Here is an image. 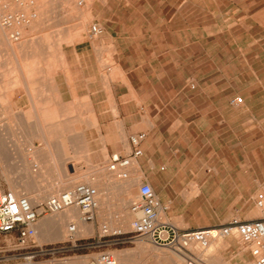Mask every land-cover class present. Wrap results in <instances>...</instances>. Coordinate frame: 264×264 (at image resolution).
Returning a JSON list of instances; mask_svg holds the SVG:
<instances>
[{"label": "rangeland", "instance_id": "374dc122", "mask_svg": "<svg viewBox=\"0 0 264 264\" xmlns=\"http://www.w3.org/2000/svg\"><path fill=\"white\" fill-rule=\"evenodd\" d=\"M31 1L29 4L26 0L22 7L15 3L11 8L25 12L32 8L37 13L23 25L24 29L20 28L25 36L20 41L11 42L13 48L7 47L4 37V33L8 35L11 30L0 28V131L4 139L31 138L37 152L35 156L34 151L12 150L13 159L7 170L3 172L0 167V188L13 190L16 183L29 180L33 183V194L46 198L45 190L50 184L67 179H78L75 182H79L83 174H87L93 176L97 184L103 183L99 185L102 190L98 189L96 217L99 223L128 229L131 219L128 205L136 199L143 174L151 179L150 169L145 166L141 170L138 164L137 171L129 169L130 176L139 177L135 186L137 193L131 201L124 191L127 180L119 178L111 182V173L103 167L104 164L76 168L72 173L67 170L66 161L60 158L59 162L64 165L59 169L58 153L64 152L67 159H73L72 147L67 141L71 142L81 127H86L87 132H93L92 128L77 121L67 123L73 131H65L62 127L55 130L57 123L44 116H34L33 108L14 107L11 101L16 87H22L20 83L9 81L13 75L12 71L9 72L11 66L14 68L13 53L18 55L31 50L57 56L74 41L84 40L80 44L82 50L94 51L97 57L109 61L108 64L113 56L121 67L122 79L117 72L108 71L113 84V103L122 101L121 97L125 98L128 87H131L132 98L145 120L143 126L133 128L132 132L141 130L147 138L150 122L160 133L164 145L180 149L179 163H182L187 147V182L177 190L187 201L170 204L169 221L182 228L218 225L233 216H258L255 198L264 192V0H222L192 7L182 0ZM93 21L102 27V32L94 38L88 34ZM50 62L45 61V65L55 67ZM28 63L23 59L15 60L23 70ZM28 65L34 68L40 62L35 64L33 61ZM103 70L107 72V68ZM236 95L242 96L243 102L232 106L229 101ZM41 122L47 126L42 130L38 126ZM58 124L62 126V123ZM113 125L118 128L116 121ZM45 152L54 159L50 169L46 167ZM20 153H27L34 159L27 167L36 163L42 171L39 172L40 178L28 177L29 173L35 175L37 171L23 170V163L18 160ZM37 156L41 158L39 162ZM50 215L42 216L40 220L55 217ZM66 225L63 226L65 235ZM50 228V232L34 240L38 244L47 243V247L70 245L65 242L66 236L57 238L51 234ZM77 237H92V233ZM143 239L146 240L135 237L131 239L134 242L38 256L34 264H56L65 260L85 264L103 250L122 255L125 258L123 264H142L138 243ZM90 240L93 239L77 243ZM222 240L229 242L230 247L212 253L215 257L224 256L221 263L246 247L235 239ZM146 241L145 246L152 247ZM5 242L8 240L0 234V244ZM14 242L12 239L11 243ZM195 249L199 254L207 251ZM149 259L146 264H173L168 255L159 258L161 262L154 257Z\"/></svg>", "mask_w": 264, "mask_h": 264}, {"label": "built area", "instance_id": "2783aa9c", "mask_svg": "<svg viewBox=\"0 0 264 264\" xmlns=\"http://www.w3.org/2000/svg\"><path fill=\"white\" fill-rule=\"evenodd\" d=\"M13 1L22 6L26 0H0L2 28L11 29L14 25L27 24L37 16L32 8L28 12L21 9L12 10ZM29 4H32L31 0ZM101 32L100 24L91 23L88 30L90 37L94 38ZM10 36L18 40L20 33L13 28ZM190 85L194 86L192 82ZM242 102L240 95L232 97L229 101L232 106H239ZM144 138L145 132L129 135L130 150L126 154L111 153L103 167L117 178L129 177L131 160L142 155L140 146ZM137 192L138 197L128 205L132 219L127 230L112 228L107 223L101 222L94 236L77 237V223L69 220L65 242H69L70 245L47 247L38 244L33 238L36 233L35 225L40 217L74 208L77 210L79 221L84 223L94 221L99 208L97 188L89 182H75L34 205L26 195L17 194L10 188H0V234L8 240L5 244H0V264H34L38 256L54 255L69 249L97 248L112 243L133 242L132 238L148 236L155 244L167 245L180 254L183 264H214L208 261L207 255L195 252L192 247L205 248L211 240L217 238L235 239L246 246L245 249L243 248V258L239 256L237 250L233 257L219 264H264V192H260L255 198V206L259 210L258 216L252 218L233 216L218 225L187 229H180L169 221L165 215L167 205L160 201L148 181L142 180ZM111 237L113 239H109ZM91 238L92 241L77 243ZM12 239L14 243H11ZM18 250L20 252L16 253ZM85 264H115V259L111 252L103 250Z\"/></svg>", "mask_w": 264, "mask_h": 264}, {"label": "crops", "instance_id": "0c3cea01", "mask_svg": "<svg viewBox=\"0 0 264 264\" xmlns=\"http://www.w3.org/2000/svg\"><path fill=\"white\" fill-rule=\"evenodd\" d=\"M218 1L222 0H182L183 3L190 4V7ZM188 12L189 7H187V17H189ZM83 42L84 40L74 41L67 50L59 51L57 56L31 50L23 51L18 55L13 53L11 59H13L14 68L9 67V72H13L9 81L22 84L21 88L16 87L11 96L14 107L29 108L30 110L33 108L34 116H44L49 118L50 122L57 123L55 130L62 127L65 131H73V128L68 127L67 123L77 121L87 123L92 128L93 132H87L86 127H81L80 133L72 138L71 142L67 141V145L72 147V160L67 159L64 152L58 153L60 156L57 157V161L59 162L60 158L64 162L66 161L67 170L72 173L76 168L84 169L86 166L105 164L106 158L111 153L126 154L131 148L128 141L129 135L141 132V130L132 132V129L143 126L145 123L139 106H136L135 100L132 98L131 87L127 89L130 93L128 92L125 98L121 97L122 101L120 100L117 104L113 103V84L110 72L101 69L100 57H97L94 51L80 48V44L82 45ZM112 58L114 60L113 56ZM17 59H23L27 63L34 61L37 64L40 62V65L33 68L28 63L23 70L15 64ZM49 60L50 64L55 67L50 68L45 65V61ZM114 62L123 74L121 67L115 60ZM117 73L120 75L119 72ZM105 79H109V81L107 80L105 83ZM123 83V85H128ZM57 117L59 118L57 119ZM115 121L118 128L113 125ZM58 123H62V126H59ZM148 124L151 129L148 130L147 138L141 142L142 155L135 159V170H138L137 164L141 170H144L145 166L150 169L151 179L149 180V177L143 174V180L151 184L160 201L167 205L165 215L169 218L171 215L170 204L181 200L187 201L177 191L182 184L187 182V147L184 148V159L182 163H179L178 159L181 153L178 151L180 149L175 150L164 145L157 129L155 130L150 122ZM49 156L45 152V163L48 169L52 168L54 160ZM11 161L12 159L9 164ZM59 163L61 165V162ZM63 165L64 163L58 166L59 169L63 168ZM129 169L132 168L129 167ZM136 179L139 182L138 176ZM101 205L103 208V202ZM171 223L180 229L206 227L181 228L173 222ZM87 224L91 226V233L94 236L99 226L97 217ZM238 254L242 257L243 250L240 252L238 250ZM222 257L224 258L223 255Z\"/></svg>", "mask_w": 264, "mask_h": 264}, {"label": "bare ground", "instance_id": "6f19581e", "mask_svg": "<svg viewBox=\"0 0 264 264\" xmlns=\"http://www.w3.org/2000/svg\"><path fill=\"white\" fill-rule=\"evenodd\" d=\"M15 5V2L13 1L12 4H11V8ZM87 6V5H86ZM22 7V6H21ZM29 7V6H28ZM30 21V20H29ZM2 28V27H0ZM13 28H15L16 30H18L17 28H19L18 32L20 33V38L24 37L25 36V33H23V35L21 34V29L23 28V25H14ZM11 28V29H13ZM21 28V29H20ZM33 28V27H32ZM9 29V28H8ZM10 29V30H11ZM24 29V28H23ZM31 29V28H30ZM34 29V28H33ZM32 30V29H31ZM11 33V31H10ZM10 33L8 35H5L4 33V37L6 38V42H7V47L9 48H13L14 46H12V43L11 42H16L18 40H14L11 38L10 36ZM3 34V33H2ZM1 34V35H2ZM3 36V35H2ZM4 39V38H3ZM20 41V40H19ZM21 44H23L21 42ZM27 49V48H26ZM105 60V59H104ZM102 58H99V64L101 66V69L103 68H107V70H109L110 72L111 71H115V72H119L120 73V78L122 79L123 77V74L121 72V70L119 69L118 66H111V64L113 65L115 62L114 60H112V56H111V60H110V64L109 61H104ZM102 69V70H103ZM18 77V76H17ZM106 78V77H105ZM119 78V79H120ZM109 81V79H107ZM105 79V83H107V81ZM43 122L39 123V129L42 130L43 128L47 127L46 125H43L42 124ZM46 124V123H44ZM42 136H44L43 134H40ZM4 134L0 131V167L2 169L3 172H5L7 170V167L9 165V162L11 159H13V155L11 153L12 150L14 149H18V150H22V152L24 151H34L32 154L36 153L37 152V149L34 148V142L33 140L30 138H26L25 139H21V140H13V139H4ZM36 151V152H35ZM31 154V155H32ZM35 155V154H34ZM30 155L29 154H25V153H20L19 155V159L23 164V170H26L27 168L31 171L35 169V175L29 173L28 174V177L30 178H36V177H39L41 176V172H40V168L39 166L36 165V163H33L34 166H30V167H27L28 164L31 163L32 160H34L33 158H30L29 157ZM33 156V155H32ZM36 156V155H35ZM30 158V159H29ZM37 161L39 162L40 161V157L37 156ZM35 159V160H36ZM134 159L131 160V163H130V167L132 169H135L136 168V163L135 161H133ZM21 164V163H20ZM32 165V164H31ZM36 165V166H35ZM27 169V170H28ZM20 170V169H19ZM40 172V173H39ZM89 173V172H88ZM38 174V175H36ZM43 175V174H42ZM82 176V175H81ZM80 177V176H79ZM77 177V178H79ZM104 177V176H103ZM69 178V177H68ZM75 178V177H73ZM37 179V178H36ZM102 179V178H101ZM109 179L111 180V182L114 183V181H117L119 178H117L116 176H114L112 173L109 174ZM69 180V179H67ZM67 180H60L58 181L56 184H50L46 190H45V194L47 195L46 198L52 196V195H55L57 194L59 191H61V189H65V187H68V186H71L75 183V180L77 181L78 179H74V180H70V181H67ZM126 181V185H125V194L126 196L128 197V199L131 201V199H135V196H136V193L135 192V186L137 185V179L136 177L134 176H130L125 178ZM82 181L84 182H89L90 184L92 185H96L95 187L98 189H101L102 190V187H99V185L103 184H97L96 181H95V178L93 176L89 177V175L87 174H83L82 176ZM104 181V180H103ZM40 184V183H39ZM46 183H44L45 185ZM15 185V183L13 184ZM17 186H15L13 188V190L19 194L20 192H22L21 194H24L26 195L28 198H29V201L32 205L36 204V203H39L43 200H45L46 198H41V195L40 194H33V183L29 180L27 181H24V182H21V183H16ZM42 185V184H41ZM40 185V186H41ZM43 186V185H42ZM19 187V189L17 188ZM46 187V186H45ZM103 195H107L106 192H103L102 193ZM99 192H98V202H99ZM138 197V194L136 196V198ZM126 208V207H125ZM125 211V210H124ZM103 213V212H102ZM126 213V212H125ZM124 213V214H125ZM130 213V212H129ZM55 217H49V218H44L42 220H38L36 225H35V235H34V239L36 240V238H41L42 235H44V233H48L50 232L48 230V228H50V226H53V229H51V234L52 235H55L57 238H63V237H67V225H66V235L65 233L63 232V226L65 224L68 223L69 220H73L77 223V236H84V235H90L91 234V226L88 225L87 223H84V222H81L78 220V213H77V210H75L74 208H71V209H68L64 212H61V213H57V214H53ZM131 215V219H132V214L130 213ZM51 216V215H50ZM103 216V215H102ZM122 216V215H121ZM120 218V217H119ZM130 218V217H129ZM162 218L164 219V217L162 216ZM130 219V221H131ZM122 220V219H121ZM126 222V221H125ZM114 223V222H113ZM127 223V222H126ZM130 223V222H129ZM125 225V224H124ZM127 226V225H126ZM128 228H129V225H128ZM54 237V236H53ZM141 238H146V241L145 239L141 240L139 243H138V248L139 250H141V262L142 264H146L148 259L151 257V258H156L158 259V261H160L159 258H161L163 255H168L169 256V259H171V261L173 262V264H183V258L180 254H178L176 251L172 250L171 248L167 247V245H159V244H155L152 239L150 238V236L148 237H141ZM149 242L151 243L152 247H147L145 246V242ZM134 242V241H133ZM230 243L229 242H224L222 240V238H217V239H214V240H211L208 245L205 247V248H200L198 246H194L192 247V249L196 251L195 247H198V249H201V250H207L206 253L204 255H207V259L208 261H210L211 263H214V264H219L221 263L220 261L222 260V257L221 256H217L215 257L214 255H212L213 252L217 251L218 249L222 248V249H227L229 247ZM161 246V247H159ZM245 249V248H244ZM243 250V248L241 249ZM209 255V256H208ZM113 258L115 259V264H123V260H125L124 257H122V255L120 256H116V255H113ZM215 257V258H214ZM68 260V259H67ZM161 262V261H160ZM56 264H82V262H79V261H71V262H66L63 261V262H59V263H56Z\"/></svg>", "mask_w": 264, "mask_h": 264}]
</instances>
